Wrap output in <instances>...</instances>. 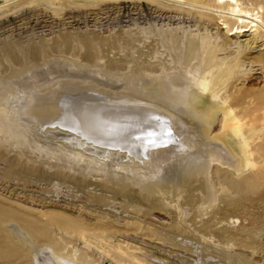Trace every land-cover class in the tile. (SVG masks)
<instances>
[{
	"label": "rangeland",
	"instance_id": "1",
	"mask_svg": "<svg viewBox=\"0 0 264 264\" xmlns=\"http://www.w3.org/2000/svg\"><path fill=\"white\" fill-rule=\"evenodd\" d=\"M25 1L0 0V264H264V77L248 64L264 38L220 77V94L257 107L241 118L242 152L217 123L214 140L186 128L126 146L82 129L94 113L42 110L63 94L95 98L98 117L147 105L155 79L139 74L159 62L197 79L228 71L237 55L212 49L221 20L166 0H31L3 13ZM209 1L242 2L264 23V0Z\"/></svg>",
	"mask_w": 264,
	"mask_h": 264
},
{
	"label": "bare ground",
	"instance_id": "2",
	"mask_svg": "<svg viewBox=\"0 0 264 264\" xmlns=\"http://www.w3.org/2000/svg\"><path fill=\"white\" fill-rule=\"evenodd\" d=\"M7 1L9 0H5V2ZM166 1L171 2V4L173 3V5H176L181 10L185 9V11L191 12L198 17L206 18L207 21L212 22L217 19L221 20L219 23L216 22L213 25L221 26L220 29H216L220 34L224 30V32L222 33L223 40L216 42V40L214 39L215 41L212 43V49L215 48L216 51H220L229 56L235 54L237 55V59L230 67H228V71H226L225 69H218L217 71H215L214 75L211 74V72H204L203 76L197 79L196 76L188 77L192 75L190 73L191 71L186 73L179 70L175 74H170L169 72L171 70H174V67H172L173 69H171L170 67H168L170 66V63L159 62L156 66L153 67V69H151L149 75V71L147 73H142L140 71L139 74L141 80H144L146 78L147 80H149L148 78L150 75L155 79L154 82L152 80L153 88L149 87L151 85L147 87L146 97L150 100V103L147 105H145L146 102H142L144 100H140L141 102L138 101V104L132 107L125 106L124 108H122L121 105L119 106L116 104H109L107 106L104 105L108 108L109 114L104 117H98L99 115H102L99 114L97 116L96 114L98 112L99 106L88 104V102L92 103L93 101H95V98L92 99L89 98V96H83L82 99L75 98L73 102L64 94L61 95V97L53 95L54 104L49 106L46 103V108L42 110V112L44 111L42 118L47 119L48 117H50L58 107L62 112L72 113V111H74V114L75 112L78 113L79 115H77V117H73V121H76L87 112L94 113L96 118L84 122V124L82 125V129L91 135H102L110 140H115L116 142L119 141V143L124 142L126 146L131 143V140H135L139 136H145L149 138L150 143L151 141H158V143L155 144H159L160 139L164 137L168 138L170 135L178 133L186 128L195 130V132L197 133V135L196 133L195 135H200L203 141L214 140V138L210 136V131L213 128L214 124L217 123V126L221 130V133L229 137V143L238 151L242 152L244 147L242 144H240V142H238V135L242 127L241 118L248 115L250 116V114L253 113L255 114V112H257V110H255L257 107L254 109L251 106V109L247 108V105H249V103L247 105L245 104L244 100L246 95L243 92H235V94H231L227 91H224L223 94H220L221 90L227 88V79H224V81L221 80L220 77L224 73L231 75V77H233L232 75L237 74V68L244 63L242 61L245 60V57L250 54L252 50L257 48L256 45L258 44V40L260 38H264V23L254 18V15L250 8H248L247 6H243L244 4L242 2H229L225 4L215 5L209 0ZM32 2L34 1H25L23 3H20L19 5L8 8V10L4 11L3 13H12L18 7H20V9L18 10L22 11L23 8L21 6L25 4L30 5ZM11 13L9 15H11ZM13 13L17 12L15 11ZM217 16L219 17L217 18ZM38 19L39 18H36L29 22L31 24L33 23L34 25L40 26V23L42 22L38 23ZM24 22L20 21L22 25H25ZM246 34L253 35L250 40L245 43L238 44L235 49L234 46L236 45V42H233L232 38L238 39L247 36ZM198 48H200V46ZM248 64H251L252 69H250V71L258 70L260 71V74L263 75L262 77H264V55L260 58L250 59V62H248ZM164 69L166 70V72H164ZM158 74H160L161 79L157 78ZM211 83H215L212 91L209 90V85ZM189 88H191V90ZM208 93L209 95L207 96L206 94ZM238 108H240L239 112L236 111V109ZM100 109V111H102V107H100ZM178 114L183 117H180ZM57 119L58 118L56 116V120ZM61 119H63V117ZM247 119L248 118H246V120ZM251 120H254V118H252ZM64 121L65 120H63V122ZM114 121H116L117 124L120 123L122 126H119V124H115ZM135 261L138 262V260L134 259V262ZM57 262L59 264H79L77 262L67 260H58Z\"/></svg>",
	"mask_w": 264,
	"mask_h": 264
}]
</instances>
